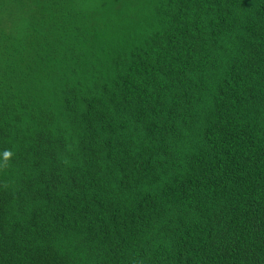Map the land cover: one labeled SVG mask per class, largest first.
I'll list each match as a JSON object with an SVG mask.
<instances>
[{
  "label": "trees",
  "instance_id": "trees-1",
  "mask_svg": "<svg viewBox=\"0 0 264 264\" xmlns=\"http://www.w3.org/2000/svg\"><path fill=\"white\" fill-rule=\"evenodd\" d=\"M0 264H264V0H0Z\"/></svg>",
  "mask_w": 264,
  "mask_h": 264
},
{
  "label": "clouds",
  "instance_id": "clouds-1",
  "mask_svg": "<svg viewBox=\"0 0 264 264\" xmlns=\"http://www.w3.org/2000/svg\"><path fill=\"white\" fill-rule=\"evenodd\" d=\"M8 155H9V153H7V152L4 153V156H5V157H7Z\"/></svg>",
  "mask_w": 264,
  "mask_h": 264
}]
</instances>
